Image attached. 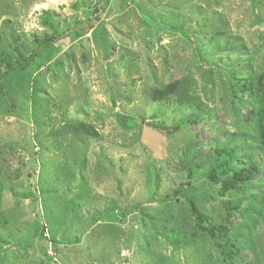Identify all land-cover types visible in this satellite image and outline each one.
Returning <instances> with one entry per match:
<instances>
[{"label": "rangeland", "instance_id": "374dc122", "mask_svg": "<svg viewBox=\"0 0 264 264\" xmlns=\"http://www.w3.org/2000/svg\"><path fill=\"white\" fill-rule=\"evenodd\" d=\"M263 109L264 0H0V264H264Z\"/></svg>", "mask_w": 264, "mask_h": 264}, {"label": "trees", "instance_id": "16d2710c", "mask_svg": "<svg viewBox=\"0 0 264 264\" xmlns=\"http://www.w3.org/2000/svg\"><path fill=\"white\" fill-rule=\"evenodd\" d=\"M19 54H20V56H19L20 63H18L17 66L12 63V61L9 59V56H6L5 54L3 55V58L6 60L8 67L11 70H14V71H16V70H20V71L21 70H27L30 66H33L35 61H37V58H39L38 54H35L32 57H25L24 55H22V53L20 51H19ZM41 64L42 63H39L38 67ZM33 86L35 89L34 93L37 94V81L36 80L33 81ZM164 94H165V92L158 91L156 93V97H158V96L163 97ZM33 99H34V102L37 101V99H35V97ZM261 117L264 120V109H263V113H262ZM259 127L261 130L262 145L264 146V122H262ZM66 128H72L74 131H77V132H82V130H83L84 132H89V133L93 134L92 128L90 131V127H88L85 124H80L77 127L68 124L66 126ZM65 134H66V131L64 129L60 135H65ZM217 173H218V169L217 170L215 169V171H213V175L210 176V178L212 180H216V182L218 181ZM258 174H259L258 168L254 167V166L246 167L244 169L243 168L242 169L234 168L231 171V175L230 176L228 175V179L225 178V181L223 184L224 191L232 190V188L238 187V185H240V184H247L248 182L253 181ZM192 212L195 214L198 222L200 224H202L204 222L203 215L194 205H192ZM205 231L210 236H212L214 239L216 238L215 232L212 229H206L205 228Z\"/></svg>", "mask_w": 264, "mask_h": 264}]
</instances>
